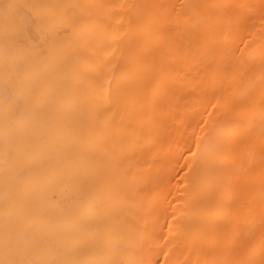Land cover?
Here are the masks:
<instances>
[{"label":"bare ground","instance_id":"bare-ground-1","mask_svg":"<svg viewBox=\"0 0 264 264\" xmlns=\"http://www.w3.org/2000/svg\"><path fill=\"white\" fill-rule=\"evenodd\" d=\"M0 264H264V0H0Z\"/></svg>","mask_w":264,"mask_h":264}]
</instances>
